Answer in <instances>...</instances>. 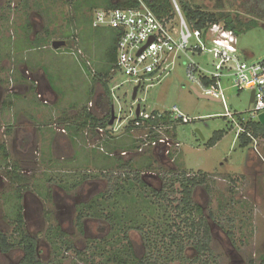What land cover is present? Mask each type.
I'll list each match as a JSON object with an SVG mask.
<instances>
[{"label": "rangeland", "instance_id": "1", "mask_svg": "<svg viewBox=\"0 0 264 264\" xmlns=\"http://www.w3.org/2000/svg\"><path fill=\"white\" fill-rule=\"evenodd\" d=\"M171 1L174 8L173 1L177 3ZM186 1L207 13L237 15L244 22L251 19L243 12L246 0ZM92 13L84 6L74 9L73 0H0V145L8 154L6 159L0 148V232L14 246L6 254L0 251V264H18L23 256L20 236L15 231L17 194L25 195L24 229L27 235L37 238L42 264H110V258H124L123 252L131 255L132 251L137 261L145 259L155 264H264V138L258 137L243 147L236 136L240 119L253 121L248 112L250 91H238L222 80L223 103L199 98L186 78L188 60L176 54L169 58L164 72L140 83L135 100L132 94L136 81L120 74L102 78L108 83L114 111L110 125L106 117L110 102L99 80L92 77L102 76L107 70L112 47L110 30L88 25ZM66 34L70 37L63 39ZM237 40L242 61L253 64L264 60L263 22L242 30ZM53 41H65L66 45L54 50ZM77 50L81 52L79 57L71 54ZM76 59L89 62L90 75ZM194 60L212 69L209 55ZM39 66L57 93L55 102L49 99L42 104L29 82L19 77V72L25 77L35 75L30 71ZM11 85H19L15 90L21 91L13 100L12 111L3 107L5 98L10 99L6 90ZM173 106L188 122L164 121L150 133L146 127L137 129L132 123L137 107L141 118L153 111L168 113ZM225 108L234 115L237 125L225 118ZM83 109L97 120L96 127L84 128L74 139L69 132L59 133L63 122L75 120L74 112ZM22 113L28 115L33 128L41 131L27 130L19 142L24 133L18 130L23 122L17 119ZM217 132L223 137L209 148L207 143ZM164 138L176 144L169 154L173 163L167 158L164 144H149ZM143 160H148L149 166L140 165ZM124 164L130 166L121 168ZM183 176L203 180L192 195L200 213L193 211L188 216L177 208ZM137 177L157 192L165 183L172 184V189H167L164 199L155 197L134 185ZM77 179L86 180L78 187L74 184ZM112 181L123 187L124 193L109 192ZM142 193L146 203L138 198ZM129 194L139 199L136 207H124ZM101 195L105 202L103 215L93 217V213L101 212L97 209ZM90 202L97 210L83 217L80 232L76 218L82 206ZM116 206L125 213L128 228H122L113 218ZM198 218L210 227L211 253L196 262L197 253L184 235L189 232L187 222ZM130 221L140 231L131 229ZM174 233L184 239L181 256L176 246L170 245ZM127 261L138 264L130 258Z\"/></svg>", "mask_w": 264, "mask_h": 264}, {"label": "built area", "instance_id": "2", "mask_svg": "<svg viewBox=\"0 0 264 264\" xmlns=\"http://www.w3.org/2000/svg\"><path fill=\"white\" fill-rule=\"evenodd\" d=\"M173 3L175 9L173 19H159L144 5L138 9H99L92 13L93 29H112L117 33L112 74H120L124 78L136 81L140 86L145 78L164 72L171 56L183 55L188 60L185 74L191 88L200 95L222 103V80L228 81L230 86L238 91L253 92L254 97L248 112L250 118L257 121L258 116L264 113V60L253 64L242 61L237 49V37L231 30L220 23L210 24L202 30H193L185 22L174 1ZM71 54L81 56L79 50L72 51ZM205 55L211 57L210 70L203 61L194 60V57L200 59ZM77 61L84 63L89 69L88 61ZM165 116L172 122H188L178 107L173 106L168 113L154 115L151 112L142 116L135 126L142 129L145 128V121ZM224 116L235 123L234 115L226 108ZM243 119L241 120L244 121ZM236 127L238 136L242 130L239 125ZM146 128L150 133L157 131L158 127L148 125ZM149 144L153 147L164 144L167 148V158L176 145L170 138L155 139ZM169 159L173 161L172 158Z\"/></svg>", "mask_w": 264, "mask_h": 264}, {"label": "trees", "instance_id": "3", "mask_svg": "<svg viewBox=\"0 0 264 264\" xmlns=\"http://www.w3.org/2000/svg\"><path fill=\"white\" fill-rule=\"evenodd\" d=\"M74 1V9H80L82 6L86 7L89 12H94L95 10L103 9V10H111V9H138L140 8L141 5H144L146 8H148L157 18L159 19H173L175 16V10L173 8V4L171 0H73ZM178 8L185 20V22L188 24V26L193 29V30H202L205 27H207L210 24L213 23H220L223 24L224 27L228 30H231L235 36L237 37L238 34L242 30H250L254 27L257 26L258 22H263L264 23V0H246L243 3V12L244 14L248 15L251 17L250 20L244 22L240 17L237 15H230L228 13H219V14H214V13H207L204 10L200 9L199 7H194L192 6L189 2L186 0H175ZM94 10V11H93ZM91 26V18L89 19V24ZM105 30H110V37H111V51L110 55L108 58V63L106 65L107 70L106 72L100 76L99 74H93L92 77L97 78L99 82L101 83L105 97L109 103V109L107 112V118L108 122L111 119V108H112V103L110 99V90L107 82H103L102 78L103 77H111L112 70L114 67L115 63V57H116V44H117V33L112 30V29H105ZM70 36L65 35L63 39H68ZM32 45V44H31ZM88 71V74L90 75V71L88 67L82 63ZM102 81V82H101ZM206 84L207 82L204 81ZM154 115H156L158 112L153 111L152 112ZM140 120V117H136L133 120L134 127L135 123ZM164 121L172 122L169 120L167 116L160 118V119H155L151 121H145L144 127H147L148 125H158L163 123ZM70 124V123H69ZM97 120L94 119L92 116H90L89 113L85 114L84 121L81 123H73L70 128L73 129L74 131V136H77V132H82V130L86 126H92L96 127ZM240 128L242 130L241 133L237 136V141L240 146L246 147L250 144L251 141L254 139L261 137L264 138V124H260L258 121H247L243 122L241 119L239 121ZM131 126H127V130H130ZM139 129V128H137ZM145 129V128H142ZM76 133V134H75ZM223 137L222 132H217L214 133L213 137L208 141L207 146L209 148L215 146L217 142L221 140ZM2 151L4 152V157L7 158V153L5 152V148H2ZM148 160H143L140 165H146L149 166L150 163H147ZM130 166V164H124L123 167L121 168H126V166ZM129 168V167H128ZM114 181V180H113ZM112 181V186L111 190L109 192L116 193L120 190V192L123 191V187H120L117 183ZM134 185H138L139 188L142 190L144 189V193H146L145 190L150 191L155 197L158 198H165L167 196L166 191L168 188L172 189V184L165 183L163 188L160 191H155L152 190L151 188H148L145 184V182L138 177L135 178L134 180ZM177 181V180H176ZM203 184V180L198 181L195 178H185L183 176L182 180H180V188H181V198L178 202L177 208L181 209L182 213L188 214L190 216L193 211L196 213H200V208L195 206L194 203L192 202V195L193 191L196 187L199 185ZM131 186L133 184H130ZM129 185V186H130ZM128 188L125 190L127 192ZM124 193V192H122ZM18 196L16 197L18 202L20 200V195L17 194ZM143 193L138 197L140 198L143 202H147L146 197H143ZM132 194H129V196L126 195L128 199L124 200L126 207L128 204L135 206L136 200L139 201L138 198L131 197ZM147 196V195H146ZM109 198H111V195H109ZM99 199L102 200L98 206L97 209L101 208L100 214L96 213L95 211L97 209H94V202H90L89 204L83 205L80 213L77 215L76 218V227L79 229L80 232L83 231V217L84 216H91V211L95 212L93 213V217H102L103 211L102 207H104L105 202L103 201V196H99ZM128 200V201H127ZM140 200V201H141ZM121 207V206H120ZM136 207V206H135ZM17 216L15 219V224H16V230L17 235L20 236L19 240V246L22 249L23 256L21 260L19 261L18 264H42L40 260L38 259V254L36 252V242L33 238L28 236L25 232L24 229V221H23V215L21 214V207L20 205L17 204ZM113 218H117L119 220V225L122 228L127 227L129 225V222H126V217L125 213L123 211H119L116 206V210L113 211ZM187 222V221H186ZM130 226L131 229H137L140 231V227L134 226L135 224L130 221ZM187 226H189V232L188 234L184 235V238L190 242H192V247L197 253V257L195 258L194 261L199 262L200 258L204 257L205 255H210V243H211V235H210V227L206 223V221L203 218H198L197 221L190 219L189 222H187ZM128 228V227H127ZM57 229V228H56ZM55 228H50L51 231H55ZM127 232L124 231V239H126ZM170 245L174 244L176 246V253L181 256L185 250L183 242L184 239L182 238L180 233H174L171 234L170 236ZM144 240L148 246L149 249H152L150 246V242L148 241L147 236H144ZM13 244H11L8 240V237L0 232V251L3 254H6L10 252L13 249ZM130 248V246H129ZM131 252V250H130ZM124 258L122 256H115L114 258H110L107 263L110 264H128L127 259L130 258L132 261L138 264H155L151 262H147L145 259L138 260L133 256V251L131 255L125 254L123 252ZM129 256V257H128ZM126 257V258H125ZM149 261V259H148ZM205 263L202 262V264Z\"/></svg>", "mask_w": 264, "mask_h": 264}, {"label": "flooded vegetation", "instance_id": "4", "mask_svg": "<svg viewBox=\"0 0 264 264\" xmlns=\"http://www.w3.org/2000/svg\"><path fill=\"white\" fill-rule=\"evenodd\" d=\"M19 76H20V79H22V80H24V81H28L29 82V84H30V87H31V89L33 90V92H35V94L37 95V93L39 92V88H43V84H42V82L40 81V80H38V78L37 77H35V75H29L28 77H25L24 75H23V72H19ZM12 80H10V82H11ZM17 87L15 86H13V85H11V86H9L8 88H7V93L9 92L10 93V99H8V97L9 96H7V98H5L6 100L4 101V103H6V104H4V107H7L6 105H8V104H13L12 102H13V100L14 99H18V98H15V95L13 94V92L16 94V89ZM0 89L2 90V88L0 87ZM26 89H28V88H26ZM5 91V90H4ZM29 91V90H28ZM43 94H44V96H46L47 95V93H44L43 92ZM37 97V96H36ZM47 98V97H46ZM38 100L40 101L41 100V103H44V104H46L47 103V101L49 100H44V98H42L41 97V95L39 96L38 95ZM9 106V105H8ZM13 106V105H12ZM112 109V108H111ZM88 113L90 114V116H91V113L88 111ZM69 124V123H68ZM89 126H86L85 127V129L86 128H88ZM23 128H26L27 129V126H25V125H23L20 129H18V130H21L23 133L24 132H27L25 129H23ZM56 128V127H55ZM54 128V129H55ZM9 132V131H8ZM66 132H67V130L64 128V127H62V128H60V130H59V133H61V134H66ZM26 133H24V134H22L21 135V137H20V139H19V142H22L23 140H24V138L26 137ZM0 147H1V145H0ZM5 147V146H4ZM6 153H7V151H5ZM7 158H8V154H7ZM6 158V159H7ZM170 158V157H169ZM168 158V160L170 161V159ZM172 163L174 162V161H171ZM12 173V172H11ZM15 174V172L13 171V175ZM20 175H22V174H20ZM18 177V179L20 180V176H18V175H15V178H17ZM83 177H84V175H83ZM85 178V177H84ZM3 179V176H1L0 175V180H2ZM85 180L86 179H77L76 180V182L74 183L75 185H77L78 187H80V186H82L84 183H85ZM91 191V190H90ZM89 191V192H90ZM29 193V192H28ZM27 193V194H28ZM26 194V195H27ZM38 194H41V193H38ZM44 195V194H43ZM46 195L47 194H45V199L42 201V203H44L45 202V200H46ZM35 197H36V200H38V201H41L39 198H38V196H36L35 195ZM68 198V197H67ZM30 201V200H29ZM18 205H20V207H21V214L23 215V221H24V228H25V222H26V212H27V210H26V199H25V195L23 196L22 194H20V200H19V203H18ZM63 207H66L65 205H63ZM68 207H70V206H68ZM67 210H68V208H67ZM28 236H30L31 238H33L34 240H35V242H36V252H37V254H39V252H38V242H37V238H35V237H33V236H31V235H28ZM22 250V249H21ZM19 263V262H18Z\"/></svg>", "mask_w": 264, "mask_h": 264}, {"label": "crops", "instance_id": "5", "mask_svg": "<svg viewBox=\"0 0 264 264\" xmlns=\"http://www.w3.org/2000/svg\"><path fill=\"white\" fill-rule=\"evenodd\" d=\"M78 62V61H77ZM79 63V65L82 67V69H84V70H86L87 68L84 66V65H82L80 62H78ZM36 73L35 74V77H37L38 78V80H40L41 82H42V84H43V88H39V92L37 93V99H38V95L40 96L41 95V97L42 96H44V94H43V92L44 93H47V95L46 96H44V97H47V100L48 99H53V102H55L56 100H57V93L54 91V89H53V87H52V85L50 84V82L48 81V79L46 78V76H45V71H44V69L42 68V67H38L37 69H34V70H31L30 71V73ZM20 77V76H19ZM30 85V84H29ZM17 88L19 87V85H15ZM26 87V86H25ZM41 90V91H40ZM23 91H25V90H23ZM19 92H21V91H17L16 92V94H15V98H19ZM26 92V91H25ZM40 102H41V100H40ZM13 104H8V105H6L7 107H5V109H8V110H11L12 111V109H14V101L12 102ZM4 104H6V103H4ZM4 104H3V107H4ZM42 104H44V103H42ZM13 105V106H12ZM27 112H30V113H34L33 111H30V110H27ZM86 113H88V111L87 110H85V109H83L81 112H79V111H75L74 112V114L73 115H77L76 116V118H75V120H73V121H71V122H69V121H64L63 122V125H62V127L63 126H66L67 128H66V130H67V132H69V134H70V136L72 135V138L74 139L75 137H79V135H80V132H77V136H75V137H73L74 136V131H73V129L72 128H70L69 126H71L73 123H81V122H83L84 121V118H85V114ZM30 118H31V116H30ZM13 120H14V118H13ZM18 121H20V122H23L22 123V125H25V126H27V129L26 128H23V129H25L26 131L28 130V131H31V130H38V131H41L40 129H37V128H33L32 127V123H31V121H30V119L28 118V115L26 116V115H24L23 113L22 114H20L19 115V118L17 119ZM66 120V119H65ZM68 123H70V124H68ZM10 125H13V123H11ZM65 128V127H64ZM27 131V132H28ZM37 132V131H36ZM76 134V133H75Z\"/></svg>", "mask_w": 264, "mask_h": 264}, {"label": "water", "instance_id": "6", "mask_svg": "<svg viewBox=\"0 0 264 264\" xmlns=\"http://www.w3.org/2000/svg\"><path fill=\"white\" fill-rule=\"evenodd\" d=\"M66 45L65 41H53L51 43V47L52 49L54 50H59L60 48L64 47ZM139 89V85L135 86L134 89H133V94H132V100H135L136 99V95H137V91ZM191 90L194 92V94L199 97V98H202V99H206V100H211V101H217V100H214V99H211L207 96H203V95H200L199 93H197V91L193 88H191ZM253 97H254V93L253 92H250V100H249V103L251 104L252 101H253ZM139 115V107L136 108V117H138ZM113 121H114V111H113V108L111 109V119H110V122L109 124L112 125L113 124ZM257 121L260 123V124H264V113L263 114H260L257 118ZM198 134H200L199 132H197ZM203 139V138H202Z\"/></svg>", "mask_w": 264, "mask_h": 264}]
</instances>
